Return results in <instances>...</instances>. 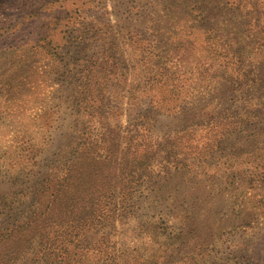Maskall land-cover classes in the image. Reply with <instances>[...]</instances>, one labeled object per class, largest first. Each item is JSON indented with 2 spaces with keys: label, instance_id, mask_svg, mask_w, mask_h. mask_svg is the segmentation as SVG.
Returning <instances> with one entry per match:
<instances>
[{
  "label": "rangeland",
  "instance_id": "374dc122",
  "mask_svg": "<svg viewBox=\"0 0 264 264\" xmlns=\"http://www.w3.org/2000/svg\"><path fill=\"white\" fill-rule=\"evenodd\" d=\"M117 135L101 264H264V0H0V264Z\"/></svg>",
  "mask_w": 264,
  "mask_h": 264
},
{
  "label": "trees",
  "instance_id": "16d2710c",
  "mask_svg": "<svg viewBox=\"0 0 264 264\" xmlns=\"http://www.w3.org/2000/svg\"><path fill=\"white\" fill-rule=\"evenodd\" d=\"M122 140L117 135L112 142L111 140L109 141L107 149L104 146H100L99 150L92 152L91 155L94 160L92 182H89L91 176L88 174L79 187L80 194L77 195L75 189L72 190V198L81 202V213H78L74 217L70 216L68 212L73 207L69 208V205H66L67 210L65 208L64 213L50 222L45 221L44 230L35 232L36 236L31 242V247L35 248L33 252L35 264H101L102 262H107L106 258L104 260L101 259L102 252L99 250L100 246L92 248L87 245V233L101 226L105 227L120 209L118 208V202L115 201L117 185L105 186L104 183L101 184L99 182L112 178L109 169L113 165L115 167L120 166L122 170L120 181H125V173H131V169L123 170L124 163L126 161L133 163V159L128 154V144L126 146L121 145ZM86 148L87 146L83 147L82 150ZM82 154V156L87 157L89 152L84 150ZM117 155H119V158L116 157ZM68 193L69 190H65L64 194L66 196ZM68 201L69 198L66 202ZM27 223L26 220H23L20 224L15 225V228L17 226L23 228ZM48 227L49 230L47 231ZM3 230H10V226L0 228V232H3ZM5 238L6 236L2 240ZM21 241L25 242L24 240ZM26 251L18 250V258L26 254Z\"/></svg>",
  "mask_w": 264,
  "mask_h": 264
}]
</instances>
